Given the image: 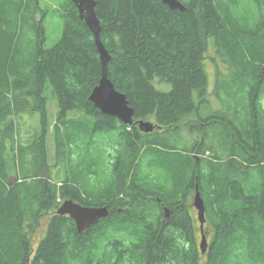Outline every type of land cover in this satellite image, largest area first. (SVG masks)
I'll return each mask as SVG.
<instances>
[{"label":"trees","instance_id":"trees-1","mask_svg":"<svg viewBox=\"0 0 264 264\" xmlns=\"http://www.w3.org/2000/svg\"><path fill=\"white\" fill-rule=\"evenodd\" d=\"M180 1L183 11L162 0H96L109 78L134 120L162 127L144 133L91 102L101 59L72 0L52 47L39 0H0V264H264V0ZM209 61L218 70L215 109ZM163 83L171 88L159 89ZM49 84L58 102L54 160ZM25 113L39 118L27 145L19 129ZM98 133L110 142H95ZM107 145L117 150L114 162ZM148 156L146 174L140 164ZM101 162L114 168L109 182L100 179ZM59 166L66 174L53 180ZM148 176L163 182L149 189ZM197 187L205 254L189 204ZM67 199L106 205L110 216L80 234L70 216L56 213Z\"/></svg>","mask_w":264,"mask_h":264},{"label":"water","instance_id":"water-1","mask_svg":"<svg viewBox=\"0 0 264 264\" xmlns=\"http://www.w3.org/2000/svg\"><path fill=\"white\" fill-rule=\"evenodd\" d=\"M77 6L80 18L84 21L94 35L96 46L98 48L101 65L102 76L99 84L93 89L90 100L105 115L117 117L123 123L130 126H137L144 133H151L160 130L162 127L151 120L138 119L134 120L135 110L130 105L126 94L115 88L114 83L108 75V64L111 60V54L107 50L101 39L102 25L96 12V0H72ZM164 4L171 9L185 10V5L180 0H162ZM193 205L197 209L198 221L200 223L201 242L200 248L202 253H206L209 242L207 238V229L205 224L206 207L204 200L196 188ZM168 211V208H165ZM59 215H68L76 223L77 230L80 234L87 231L90 227L96 225L101 220L110 216L108 206H86L73 199L65 200L56 210Z\"/></svg>","mask_w":264,"mask_h":264},{"label":"rangeland","instance_id":"rangeland-1","mask_svg":"<svg viewBox=\"0 0 264 264\" xmlns=\"http://www.w3.org/2000/svg\"><path fill=\"white\" fill-rule=\"evenodd\" d=\"M41 7L47 11V16H46V20H45V26H46V30H47V42H46V47H52L55 43H57L63 34V29H64V22L63 19L60 17L61 14V10L69 7L70 4H68L69 0H39ZM248 4H256L255 2H251L248 1ZM254 6V5H253ZM252 6V7H253ZM251 7V9H252ZM211 54H214V52H212ZM221 66H223L221 64ZM225 67V66H223ZM208 75H209V82H210V91H211V98H210V105L212 106L213 109L220 107V103L219 101L216 99V97L214 96V88H215V84H216V80H217V65L216 63L209 61L207 62V66H206ZM225 71V70H224ZM227 72V71H225ZM157 87L163 91H168L171 88V84H167V83H163V84H157ZM47 95H48V109L49 112L51 114V126L55 124V113L58 109V102L56 99V96L54 94V89L53 87L49 84L48 86V90H47ZM16 118L15 115L13 117H11L10 119ZM38 115L35 114H29V113H25L21 118H20V122H21V127L20 129V133H21V137H23V144H30L32 142V137H29L32 134H35L37 129L39 128L38 126ZM151 121H154L153 119H151ZM22 130V132H21ZM53 126L51 127L49 136H48V148L50 151V155L49 157L54 160L55 159V143L53 140ZM188 135V134H187ZM28 138H27V137ZM98 136H102L101 133H98L96 135V141L97 143H101L103 142V144H105V142H110L109 137L106 135V137H101V138H97ZM198 138V135H196ZM111 139V138H110ZM193 138H189V140H192ZM112 140V139H111ZM21 143V142H20ZM94 146H87L84 149L85 153H90L93 152ZM107 151L108 153L112 154V159L111 161L114 162V159L116 160V155H117V150H114L111 146L107 145ZM96 154V153H95ZM101 154H106L105 151H102ZM75 158H78V155H75ZM107 156L103 155V160H106ZM150 156L144 158L143 163H141V171L142 173H148V170H152V160L150 161ZM105 162H101L98 166L100 167V170L103 172L100 176V179L105 180V182H109V177H111L113 175V170L114 168L111 166V163L106 164ZM110 164V165H109ZM64 165V164H63ZM65 166V165H64ZM107 166V167H106ZM106 170H109V172L106 173ZM59 174H58V173ZM158 173V172H156ZM66 172L64 171V169H61V166H59V168L57 169V171L51 170L50 173V178H52L53 180H57L60 179L61 177L65 176ZM160 175V174H159ZM49 178V177H48ZM163 178H154V177H145L142 180L143 181H147L148 184H150L149 189H156L159 183H162ZM13 180V179H12ZM156 180V181H155ZM153 197H156L153 196ZM194 197H195V192L190 196V200H189V204L191 205V211L193 212V214L196 216L195 218L197 219V223H196V240L197 243L199 244L198 247L200 248V242H201V233H200V223L198 221V216H197V210L196 208H194L193 206V201H194ZM53 215L52 212H49L45 215V217H43V219L41 220V226L37 229L36 232V237L34 240V246L37 245L38 241L41 240V237H43L46 234V229L48 226V222L51 219V216ZM207 228V227H206ZM208 229V228H207ZM204 261V258L201 260Z\"/></svg>","mask_w":264,"mask_h":264},{"label":"crops","instance_id":"crops-1","mask_svg":"<svg viewBox=\"0 0 264 264\" xmlns=\"http://www.w3.org/2000/svg\"><path fill=\"white\" fill-rule=\"evenodd\" d=\"M27 137V136H26ZM13 179V180H12ZM9 182L10 183H12V184H14V183H16V179L14 178V177H11L10 179H9Z\"/></svg>","mask_w":264,"mask_h":264},{"label":"bare ground","instance_id":"bare-ground-1","mask_svg":"<svg viewBox=\"0 0 264 264\" xmlns=\"http://www.w3.org/2000/svg\"><path fill=\"white\" fill-rule=\"evenodd\" d=\"M217 1V0H216ZM227 3V2H226ZM47 39V38H46ZM48 40V39H47ZM216 50V49H215ZM259 123V122H258ZM258 126V125H257ZM236 175V174H235ZM258 175V174H257ZM255 180V179H254ZM254 183V182H253ZM259 184V183H258Z\"/></svg>","mask_w":264,"mask_h":264},{"label":"flooded vegetation","instance_id":"flooded-vegetation-1","mask_svg":"<svg viewBox=\"0 0 264 264\" xmlns=\"http://www.w3.org/2000/svg\"><path fill=\"white\" fill-rule=\"evenodd\" d=\"M163 208H165L164 206H163ZM195 208V207H194Z\"/></svg>","mask_w":264,"mask_h":264}]
</instances>
